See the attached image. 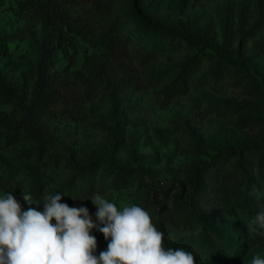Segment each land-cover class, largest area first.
<instances>
[{
  "label": "rangeland",
  "instance_id": "obj_1",
  "mask_svg": "<svg viewBox=\"0 0 264 264\" xmlns=\"http://www.w3.org/2000/svg\"><path fill=\"white\" fill-rule=\"evenodd\" d=\"M47 2L0 0V195L27 210L22 191L58 193L98 223L99 194L145 209L196 264L264 259V227H249L264 212V0H137L236 63L144 27L130 0H57L53 20Z\"/></svg>",
  "mask_w": 264,
  "mask_h": 264
},
{
  "label": "clouds",
  "instance_id": "obj_2",
  "mask_svg": "<svg viewBox=\"0 0 264 264\" xmlns=\"http://www.w3.org/2000/svg\"><path fill=\"white\" fill-rule=\"evenodd\" d=\"M253 193L261 195L255 189ZM21 195L30 206L27 210L10 192L0 195V264H196L190 251L165 249L164 234L138 205L118 209L95 194L89 199L97 208L94 223L86 207L61 203L58 193L43 196V211L31 207L41 201H34L28 192ZM254 224L264 227V212L249 227ZM92 229L108 242L99 256L94 254L97 240ZM251 264H264V259L257 255Z\"/></svg>",
  "mask_w": 264,
  "mask_h": 264
},
{
  "label": "trees",
  "instance_id": "obj_3",
  "mask_svg": "<svg viewBox=\"0 0 264 264\" xmlns=\"http://www.w3.org/2000/svg\"><path fill=\"white\" fill-rule=\"evenodd\" d=\"M57 0H50V3H56ZM49 2L45 3V6H47L46 10L44 11L45 17L49 20H53V15L57 10L51 12L49 9H51V6ZM130 4L132 7L133 12L136 14V17L138 19V21L140 22L141 25H143L144 27L147 28H152L154 30H158L161 32H166L172 35H176L179 36L182 40H184L185 42H187L188 44L197 46L199 48V51L201 54H207V55H214V56H218L220 57L222 60L226 61V62H233L236 63L238 62V60H236L235 58L231 57L230 54L226 53L220 46L218 43H215L214 41H212L211 39H209L208 37L199 34V33H195V32H191L189 30H187L186 28H178L175 26H170L167 23H159L151 18L146 17L145 15L142 14V12L140 11V8L138 6L137 0H130ZM193 60L195 61H199L200 60V55H194L193 56ZM44 67H45V62H44V57L42 52L39 54L38 56V60H37V65H36V69H37V75L38 77H42L43 73H44ZM260 92L262 94H264V89L260 88ZM248 148V147H245ZM246 155H250L251 151L248 149L245 151ZM96 158H94L93 160L95 161ZM93 161V162H94ZM186 205L188 206V208L194 212L197 213L198 216H200V218H202L205 222L209 223V221L207 220V218L202 215L193 205V203L188 200L186 202Z\"/></svg>",
  "mask_w": 264,
  "mask_h": 264
}]
</instances>
